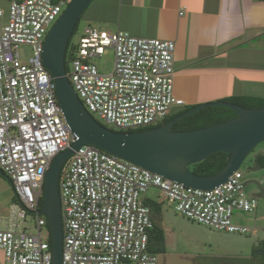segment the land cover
<instances>
[{"label": "built area", "instance_id": "built-area-1", "mask_svg": "<svg viewBox=\"0 0 264 264\" xmlns=\"http://www.w3.org/2000/svg\"><path fill=\"white\" fill-rule=\"evenodd\" d=\"M68 4L13 1L9 22L0 32V168L16 197L11 214L1 219L6 228H0V264L53 262L48 221L40 213L46 173L75 135L43 52L47 35ZM22 46L33 51L27 63L22 61ZM107 48L115 50L114 69L102 73L94 60ZM176 49L174 41L87 25L69 55L68 76L97 120L123 132L156 126L185 106L175 94ZM246 185L239 169L215 189H196L84 145L61 171L63 264H159L157 254L149 250L154 221L146 200L151 187L160 189L177 212L194 222L248 233L249 227L235 221L236 212L252 213L258 207ZM29 214L36 216L35 231L25 229ZM43 228L48 229L46 238Z\"/></svg>", "mask_w": 264, "mask_h": 264}, {"label": "crops", "instance_id": "crops-1", "mask_svg": "<svg viewBox=\"0 0 264 264\" xmlns=\"http://www.w3.org/2000/svg\"><path fill=\"white\" fill-rule=\"evenodd\" d=\"M13 1L20 0H0V11L3 12L0 15V32L9 22ZM84 15L85 26L98 25L110 31L122 29L134 36L174 41L177 46L175 94L185 101L184 107L234 96L264 98L262 0H94ZM263 154H257L255 162ZM256 167L262 168L257 162ZM250 196L258 197L259 193L256 190ZM169 214V210L164 212L161 208L159 217L165 248L159 254L170 255L168 261L167 258L162 259L161 264H180L177 259L183 258L187 264H195V255L200 254L190 252V246L198 245L200 241L218 248L219 252L212 255H234V246H230L234 241L221 237L212 242L199 230L202 227L208 229L205 228L207 226L179 214L186 223L180 226L182 220L177 223L169 218ZM262 219L264 206L260 209V204L252 213H235V221L247 227L249 223ZM3 225L2 228H6L5 222ZM260 229H264V225ZM182 230L198 233L196 241L181 242L179 234ZM257 233L256 230L255 235ZM237 241L243 242L240 237ZM3 259L4 253L0 250V261Z\"/></svg>", "mask_w": 264, "mask_h": 264}, {"label": "water", "instance_id": "water-1", "mask_svg": "<svg viewBox=\"0 0 264 264\" xmlns=\"http://www.w3.org/2000/svg\"><path fill=\"white\" fill-rule=\"evenodd\" d=\"M93 1H70L51 28L44 44V64L54 79L64 117L75 135L71 146L54 158L46 173L40 213L45 214L52 237V264H63L61 171L68 159L82 146L98 147L186 186L212 190L227 182L241 168L248 155L264 142V108L250 109L225 100L198 104L169 123L143 131H116L101 124L82 102L68 76L66 66V54L75 27ZM216 106L227 107L237 116L200 129L172 130L184 118ZM217 152L229 155L228 163L221 172L212 176H200L190 169V166Z\"/></svg>", "mask_w": 264, "mask_h": 264}, {"label": "rangeland", "instance_id": "rangeland-1", "mask_svg": "<svg viewBox=\"0 0 264 264\" xmlns=\"http://www.w3.org/2000/svg\"><path fill=\"white\" fill-rule=\"evenodd\" d=\"M85 25H86V17L85 15H83L79 23V29L71 37L70 49L73 46L78 45L80 43L83 30L86 27ZM102 29H106V28L102 27ZM69 52H68V57L66 61L68 72L71 71L72 69L71 60L69 59ZM20 54L22 57V61L24 63H27L29 61V58L33 54L32 48L30 46H22L20 48ZM94 62L98 65L102 73H111L114 69V63H115L114 48H107L105 53L101 57L96 58ZM213 101H220V100H211L208 102H213ZM262 152H264V142L260 143L254 149V151H252L248 155V157L246 158V160L244 161V163L242 164L240 168L247 182V185H246L247 193L250 195L251 194L253 195L256 192V190L259 193V196L255 198L257 199L258 204H260V209H263V206H264V168L259 169L258 167H256L255 156ZM162 196L163 195H162L161 190L158 189L157 187H151L147 192V197H149L150 199H153L158 202L162 201L161 208H164V212H166V210L170 211V214H169L170 219L175 220V222L177 223L182 220L179 224L180 226H183L184 224H186L185 221H183V218L181 217L182 215L176 211L174 204L170 203L166 198H163ZM14 203H15V192L12 187V184L10 180L0 170V224H1L0 228L4 227L1 219L3 218L6 219L11 214L12 206ZM36 220L37 219L35 215L29 214L24 221L25 229L27 231H35L37 227ZM262 225H264V219L258 220V221L256 220V221L249 223L250 231L248 233H244L243 236L238 235L241 233L231 234L225 231L213 230V229H210V227H205L208 229H202L203 228L202 227L199 230L204 233L203 235L204 238H207V239L211 238L212 242H213V239L218 240L221 237H225L226 240L228 239L230 242L234 241V245L229 242L230 246H234V255L226 256L227 258L229 257L251 258L253 247L256 244H258L261 240H264V229H260V226ZM256 230L258 232L257 235H255ZM47 234H48V229L43 228V238H46ZM195 236H198V233L196 232L193 233L192 231H189L188 233H186V230L184 231L182 230V233L179 234V239L181 240V242H186L190 240L191 242H195L196 241ZM237 237H240L244 243L241 241H237ZM197 244L198 245L190 246L191 247L190 252L200 254V255H195V258L193 260L195 264H212L213 261L215 262V260L220 258V257H217L216 255H212V253H216L217 251L219 252L218 248L215 245L204 244V241L197 242ZM157 256L160 261V264H161L162 259L167 258V261H168V259L170 258L169 253L165 254L164 256L158 253ZM185 260L186 258L177 259V262H180V264H187V261ZM167 264H169V262H167Z\"/></svg>", "mask_w": 264, "mask_h": 264}, {"label": "trees", "instance_id": "trees-1", "mask_svg": "<svg viewBox=\"0 0 264 264\" xmlns=\"http://www.w3.org/2000/svg\"><path fill=\"white\" fill-rule=\"evenodd\" d=\"M264 2V0H262ZM84 15V14H83ZM83 17V16H82ZM80 18V20L82 19ZM79 22L77 23L75 30L73 32L76 33L79 29ZM71 42V40H70ZM77 45L73 46L70 49V43L68 46V51L71 52V50L75 49ZM69 52V55H70ZM68 57V53H67ZM225 101L233 102L238 105H241L246 108L250 109H260L264 108V98L260 97H254V96H234L225 98ZM192 107H183L178 110H176L174 113L169 115L167 118L163 120L160 124L156 126L141 128V129H135V130H129L127 132H136V131H143L148 129H153L156 127H159L163 124L169 123L171 120H173L175 117L180 115L181 113L191 109ZM237 116V114L232 111L231 109L224 107V106H216V107H208L206 109H203L201 111H198L197 113L188 116L184 118L182 121L177 123L172 130L175 131H187V130H194V129H200L204 128L210 125L218 124L221 122L228 121L230 119H233ZM98 121L107 126L108 128L112 130H116L114 127H111L109 125H106L103 121ZM254 151V150H253ZM228 154L224 152H217L212 155H210L208 158L203 160L202 162L196 163L192 166H190V169L200 175V176H212L219 172H221L228 163ZM257 165L259 167L264 168V154L260 155L256 158ZM2 173L10 180V178L7 176V174L0 168ZM11 182V180H10ZM12 184V182H11ZM16 202V197H15ZM146 203L150 206L152 211V219L154 221V228L150 231V239H149V250L152 252L160 253L165 248V236L163 229L161 228L159 215L161 214V203L158 201H155L153 199H147ZM48 241L50 242L52 246V237L51 233L49 235ZM214 264H264V240L260 241L258 244H256L253 247V252L251 258L247 257H220L217 260H215Z\"/></svg>", "mask_w": 264, "mask_h": 264}]
</instances>
